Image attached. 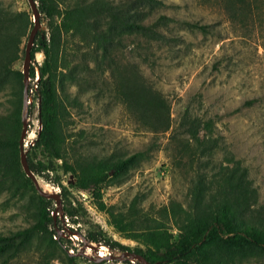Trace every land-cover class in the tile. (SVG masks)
<instances>
[{
	"label": "rangeland",
	"instance_id": "1",
	"mask_svg": "<svg viewBox=\"0 0 264 264\" xmlns=\"http://www.w3.org/2000/svg\"><path fill=\"white\" fill-rule=\"evenodd\" d=\"M161 1L168 7L160 13L177 20L163 30L164 40L148 45L145 38H129L119 59L123 64H136L146 84L169 105V130L153 133L143 128L115 99L107 75L95 80L82 108L73 115V130L85 131L82 147L86 156L141 153L120 183L116 184L111 174L103 177V202L124 210L137 197V206L144 211L165 207L171 201L189 208L198 182H204L203 189L210 193L213 187L209 183L219 177L215 176L232 170L236 177L244 171L253 194L252 197L248 191L251 207L247 216L264 223V0ZM0 6L11 12L30 11L26 0H0ZM42 17L39 35L46 32ZM185 23H195L206 30L190 28ZM42 60L41 52L30 60L35 78L30 79L29 101L22 114L27 124L24 150L33 163L47 161L38 150L31 149L41 127L35 90ZM14 68L21 69V61ZM13 94L12 87L0 93V114L10 110ZM189 118L209 122L211 132L200 128L197 134L201 145L213 147L209 154H202L197 142L182 133L181 123ZM54 167V171L35 177L43 191L60 197L54 224L63 247L75 256V263L136 264L104 258L125 253L110 249L106 243H118L134 253L145 249L115 232L110 218L96 211L87 195L70 187L74 181L63 172L59 161H54ZM34 198L31 192L14 193L0 179V234L30 225ZM55 207L51 200L47 208L50 214ZM64 211L73 213L77 223L70 222ZM88 232L101 242H88ZM89 245H97L96 252ZM99 252L104 253L103 258L96 262ZM38 260L37 245L33 244L8 264H37Z\"/></svg>",
	"mask_w": 264,
	"mask_h": 264
},
{
	"label": "trees",
	"instance_id": "2",
	"mask_svg": "<svg viewBox=\"0 0 264 264\" xmlns=\"http://www.w3.org/2000/svg\"><path fill=\"white\" fill-rule=\"evenodd\" d=\"M36 2L46 32L36 35L30 53L31 59L36 52L43 55L35 90L41 128L31 149L38 150L47 161L33 163L26 154L30 171L41 176L45 171H54V161H59L63 172L72 176L74 182L70 187L87 195L96 211L110 218L115 232L141 244L145 250L135 252L150 263L245 264L256 261L264 264V223L247 216L251 197L244 171L234 177V171L227 169L215 176L219 177L209 183L213 187L210 193L203 189L204 182H198L189 208L171 201L165 207L144 211L137 206L139 202L134 197L124 210H118L103 202L102 179L111 174L112 180L120 183L135 167L141 153L105 158L86 156L82 147L85 131L73 130L74 112L82 108L95 80L104 75L113 85L115 99L143 128L153 133L169 130V105L146 84L136 64H123L119 59L129 38H145L148 45L151 41L164 40L163 30L177 22L160 13L168 6L161 0ZM185 24L206 30L195 23ZM32 25L30 11L11 12L0 6V93L9 87L14 92L10 110L0 114V179L14 193L26 191L35 195L30 225L0 234V264H8L33 244L37 245V264H54V261L76 264L75 256L69 255L63 247L54 219L47 210L51 200L37 195L19 163L23 75L21 69L14 66L22 62ZM29 78H35L31 66ZM84 86L88 89H83ZM181 126L182 133L197 142L202 154L213 148L201 145L197 138L200 128L211 132L209 122L189 118L184 119ZM61 190L65 192L64 188ZM249 192L253 197L252 190ZM64 213L70 222L77 223L72 219L73 213ZM85 237L88 242H101L92 232ZM106 244L110 249L129 251L118 243Z\"/></svg>",
	"mask_w": 264,
	"mask_h": 264
},
{
	"label": "water",
	"instance_id": "3",
	"mask_svg": "<svg viewBox=\"0 0 264 264\" xmlns=\"http://www.w3.org/2000/svg\"><path fill=\"white\" fill-rule=\"evenodd\" d=\"M26 1L29 6L30 12L32 14L33 25L27 37V41H26L25 48H24V55H23V59L21 62V73L23 75V108H24L23 112L25 111L28 105V101H29V96H28L29 82H30L29 68H30V62H31L30 53H31V49L33 47L36 35L38 31L42 29L41 24H40V11L38 9L36 0H26ZM37 108H38V105H37ZM26 126H27L26 117L25 115H22V131H21V137L19 141V163H20L21 169L23 173L25 174V176L32 181L34 188L36 192L38 193V195L46 200H52L55 202L56 207L54 211L51 213L54 219L56 213L58 212L61 206L60 197L56 193L49 194L43 191L40 188L35 175L32 173V171H30L28 161H27L26 151L24 150V140H25L26 132H27ZM39 130L37 131V134ZM70 179H72V176H70ZM89 248L92 249L94 252H96L97 245H89ZM102 258L103 257H97V259H94V261L99 262L101 261ZM104 258L110 261H120V262L127 261L131 263L136 262L137 264H157V263L148 262L143 256L136 254L134 252H125L119 256L108 255L107 257H104Z\"/></svg>",
	"mask_w": 264,
	"mask_h": 264
},
{
	"label": "bare ground",
	"instance_id": "4",
	"mask_svg": "<svg viewBox=\"0 0 264 264\" xmlns=\"http://www.w3.org/2000/svg\"><path fill=\"white\" fill-rule=\"evenodd\" d=\"M25 144H26V143H25ZM43 186H44V185H43ZM43 188H44V187H43ZM100 250H101V248H100ZM87 251H88V250H87ZM98 254H99L100 257H103V254H104V253L102 254V252H99Z\"/></svg>",
	"mask_w": 264,
	"mask_h": 264
}]
</instances>
